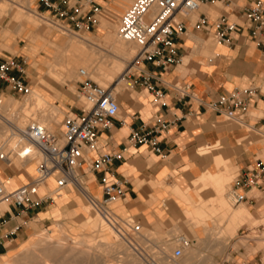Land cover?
<instances>
[{"label":"crops","instance_id":"0c3cea01","mask_svg":"<svg viewBox=\"0 0 264 264\" xmlns=\"http://www.w3.org/2000/svg\"><path fill=\"white\" fill-rule=\"evenodd\" d=\"M53 1L65 6L63 0ZM97 1L100 4L104 2L105 5L104 0ZM111 1L115 2L111 4L115 11L106 12V15L100 20L96 18L97 15L94 16L97 22L91 24V29L94 30L99 21L100 33L81 36L84 44L93 43V40L96 41L95 44H98L99 41L116 44L117 16L128 5L129 0ZM255 1L216 0L201 4V8L196 12L182 17L187 31L175 39L181 61L165 70L154 66L150 61L143 62L148 69H152L156 75L160 76L157 79V86L163 93L162 103L153 102V94L143 86L134 88L125 86L133 89L134 92H128L120 98L117 96L119 111L113 118V124L109 128L98 130L101 149L117 150L123 146L132 126H138L143 122L156 123L158 117L169 122L167 130L162 131L158 136L161 152L149 151L145 144L130 145L125 150L123 159H114L108 165L107 173L113 179L123 180L125 189L124 198L115 202L112 209L120 216L134 218L140 224V229H144V232H141L144 233V239L154 238L152 236L154 234L157 237L170 238L171 235H174L172 234V224L183 230L186 238L191 234L200 235L194 220L191 218L187 220L186 214L193 218L196 213L198 218L208 221L222 219L225 224H228V219L235 207L230 201H226L220 207L213 202L219 197L218 188H221V185L224 186L228 179L230 180L232 167L237 166L241 169L253 163L259 154L264 155V116L257 115V113H264L263 99L256 101L242 118H230L223 113L209 109L204 103L186 100L187 97H181L174 86V84H189L192 92L204 101L216 98L220 92L236 87L264 86V29L258 37H255L252 30L246 26L244 16L245 7ZM262 1L264 2V0ZM108 2L110 1L108 0ZM37 8H43L44 12L48 14L50 12L39 3ZM202 16L208 18L210 26L207 30H198L194 26L197 19ZM221 20L236 24L232 42L216 40L215 35L219 30L218 23ZM6 28L9 27H1L0 30L4 31ZM36 38V36L32 37L34 41ZM27 44L38 43L28 42ZM11 49L18 51L16 42L12 43ZM20 51H24L25 55L27 53L25 50ZM54 52L56 60H51L49 64L45 65L46 68L42 72V76L39 77L38 86H36L48 94L50 100H52L51 92H56L58 95L65 94L56 87L57 85L78 80L73 77L68 80L57 79L51 74L52 70L58 69H56L57 60L63 57L60 55L61 50ZM9 54L11 53L4 55ZM123 88L124 86L120 85V91ZM65 99L66 96L60 99L63 107H65L63 104ZM50 106H53V102ZM69 107L71 110H76L78 105L71 103ZM253 110H256V113L251 118L250 113ZM56 112L59 113V110L56 109ZM90 153L94 155V151ZM1 160V163L12 164L6 159ZM220 161H224L226 166L219 164ZM1 163L0 177L8 190L28 181L35 174L36 165L34 164L20 161L22 166L20 168L13 164L14 168L18 170L17 173H14L6 171ZM100 175L101 171H92L86 174V179L96 192H101ZM211 176L213 180L204 181L205 178ZM196 187H199V190H196ZM54 188L55 178L52 177L48 179L46 186L38 192L45 193ZM209 188L214 190V194L211 197L202 195L201 191ZM75 189H78L85 197H89V187L86 186V180H84L80 187L68 186L61 190L58 198L66 199L69 197V192H76ZM257 189L263 192L262 199L252 195L247 200L251 203L255 202L257 207L255 210L242 203L248 211L254 212L252 219L243 218L242 226H247V228H249L248 225H256L257 216L259 219L261 218V222L264 221V180ZM78 204L79 209L74 211L77 214L81 213V222L87 221L91 217V213L86 209L88 203L79 200ZM116 207L120 210L117 211ZM48 209L51 210V206ZM45 212L47 210L42 208L29 210L28 214H36L34 219H41L46 216ZM0 213V234L8 231L26 217L24 213H19L18 208L7 204H0ZM54 214H59L58 207H55ZM180 215L183 216V221L177 223L176 219ZM192 225L194 227H191ZM240 227L241 225L237 224L231 240L236 239ZM30 228L28 224L20 225L13 233L2 237L0 239V258L13 253L12 245L14 243L24 242L23 247L33 234L40 231L36 229L29 231ZM225 240L227 241L225 246H227L228 240H231L229 238H225ZM231 245L230 247H235L237 242H233Z\"/></svg>","mask_w":264,"mask_h":264},{"label":"built area","instance_id":"2783aa9c","mask_svg":"<svg viewBox=\"0 0 264 264\" xmlns=\"http://www.w3.org/2000/svg\"><path fill=\"white\" fill-rule=\"evenodd\" d=\"M71 1V2H70ZM216 0H132L118 18L117 32L119 37L133 41L137 51L127 67L122 72V78L130 88L143 86L153 94L152 101L162 103V91L157 86L156 75L143 62L150 61L154 66L165 70L181 61V55L175 45V39L183 35L186 25L182 20L189 12L198 10L201 4ZM50 10L52 22L59 24L68 32H89L91 24L96 23L95 15L105 13L104 6L97 0H63L65 6L53 0H37ZM86 15V17H85ZM245 24L258 37L264 29V2L256 0L244 9ZM198 30L209 29V21L202 16L195 22ZM219 30L215 37L220 42H232L235 23H218ZM83 73V70H81ZM24 60L16 55H0V85L1 89L13 94H28L31 91L27 80ZM181 97L186 100H196L204 103L209 109L223 113L230 118H242L254 103L264 100V86L251 85L236 87L222 91L216 98L204 101L190 89L189 84H174ZM76 94L81 100L76 110H70L62 119L59 131H53L44 124L32 120L24 127L25 144L18 152L20 155H39L35 174L26 182L7 190L0 177V201L15 206L25 218L8 231L0 234L7 237L20 225L27 224L36 214H28L29 210H40L54 201L49 192L39 193L38 188L49 175L55 178V189L68 185L77 187L86 180V174L101 171L99 185L101 196L94 197L89 193L91 205L103 214L120 237L135 236L140 232V224L130 216H120L112 209V203L125 196L124 181L113 179L108 173V165L114 159H123L125 150L130 145L145 144L149 151L161 152L159 134L166 131L169 122L158 117L156 123L143 122L132 126L126 136L123 146L117 150H102L98 141V130L109 128L113 118L119 111L117 93L111 85H102L97 81L84 77L77 80ZM264 113L260 114L263 117ZM0 153V158H6ZM94 151V155L90 152ZM264 180V157L241 168L233 177L230 195L235 203L247 201L252 197L253 189L259 188ZM1 214V213H0ZM1 217V215H0ZM4 221V220H3ZM1 242V241H0ZM191 244V239L179 236L171 250V257H180L184 248ZM258 264H264V255Z\"/></svg>","mask_w":264,"mask_h":264},{"label":"rangeland","instance_id":"374dc122","mask_svg":"<svg viewBox=\"0 0 264 264\" xmlns=\"http://www.w3.org/2000/svg\"><path fill=\"white\" fill-rule=\"evenodd\" d=\"M104 1L105 5L104 2L102 5L104 6L105 13L98 14L96 16L98 20L105 16L106 12L115 11L111 7V4L115 3L114 1ZM131 2L132 0H129L128 5H126L122 11L119 12L117 21L121 13L130 5ZM37 5V0H0V29L1 27H9L4 31L0 30V55L11 53L16 55L20 61L24 60V67L27 75L26 77L31 85V91L28 94H13L9 90L1 89L2 85H0V114L5 118L7 117L11 119V121L17 125L18 120H21L23 117H25L27 123H29V121L35 120L44 123L50 130L59 131L62 127L63 117L71 110L69 107L71 103L74 105L80 104L81 100L78 99L76 94L77 81L75 82L74 80H71L57 85L56 87L65 94L58 95L56 92H51L50 97L52 100H50L49 95L42 90H39L40 97L31 96L33 88L38 86L37 81L39 77L42 76V72L46 68L45 65L49 64L51 60H56L54 51L61 50L60 55L63 56L62 58L65 57L64 59H67L68 62L80 60L89 63L91 66L95 67L90 78L102 85L107 86L110 84L116 85L118 79L122 75V72L127 67L132 57L135 55L137 51V45L134 42H125L121 40L118 37L117 28L115 40L117 44H122L124 42L126 50L120 46L113 44L111 45L106 41H99L98 44H94L96 41L93 40V43L84 44L80 38L81 36L98 35V33H100L99 21L98 26L94 30L91 29L89 32H68L59 25L64 23L63 21L59 20L52 22L49 14L44 12L43 8H37ZM101 32L104 33L103 31ZM33 36L37 37L35 41L32 39ZM13 42H16V49H18L17 52L11 49ZM28 42L38 44H27ZM20 50H25L27 52V56L25 55L24 51ZM59 59H61V57ZM59 59L57 60L56 68H59ZM79 66H82V64ZM102 70L111 72V78L109 81H107V83L103 80V78H101V75H97V73ZM59 75L60 76L58 77H61V74ZM53 76L55 77V75ZM58 77L56 76L57 79H69V77ZM74 79H80V77H76ZM120 85H122V87L124 86L122 91H120ZM120 85H117V90H115L118 92L117 96L119 98L128 92H134L133 89L125 87L127 86L125 81H123ZM65 96L66 99L63 102L65 107H63V105H61L62 103L60 99ZM51 101L53 102L52 107L50 106L52 103ZM56 109L59 110V113L56 112ZM33 113L35 114L33 115ZM255 113L256 110L251 111V118ZM260 114L262 113H257V115ZM6 125V122L3 119H0V128L2 130L0 137V153L2 152L5 154L14 148H17L22 141V135H17L16 137V135L13 134L15 130ZM14 140H16V142ZM259 157H264V155L259 154ZM9 158L12 164L8 165L7 163H1V159L0 163L4 166L6 171L14 173H17L18 170L14 168L13 164L20 168L22 167L20 165V161L34 165H36L38 162V158H32L31 160L27 158L22 159L19 156H10ZM219 164H224L226 166L224 161H220ZM239 170L240 169L237 166L231 168L230 180L228 179L223 187L219 188L218 191L216 190L217 193H219V201L213 200V202H217L219 205L218 207H220L226 201H230L235 207L232 213L242 206L246 211L244 212V217H249L252 219L254 212L248 211V209L245 208L242 203H245L249 208L255 210L257 208L255 202L251 203L248 201H243L240 203H235L229 196L233 177L238 173ZM87 185L89 187L90 194L101 196V192L94 191L86 179V186ZM68 186L74 187L71 185ZM68 186L64 188H67ZM75 190L77 193L69 192V197L66 199L61 200L57 197L55 203L53 201L49 205L45 206L44 210H47V212H45L46 216L44 218H31L28 220L27 224L31 227L29 231L36 229L40 230L39 232H58L59 235H62L60 226L63 225L64 230L73 237L79 236L82 233L89 234L92 238V242L94 241L93 244H97L96 242L99 244L103 241L104 245L112 244L113 242L117 244L119 243L117 240L121 239L124 248L121 247L115 249L114 253H112V256L107 255L103 257L100 253H98L96 256L92 255L91 258L93 261H90L89 258L90 262H88V259L86 262L85 259L83 260L82 258H78L75 259L74 264H102V262L103 264L104 262L105 264H141V262L142 264H258L260 258L264 255V221L261 222L256 214V225H248L249 228H247V226H242L244 217L242 218V221L240 219L236 220L232 217V213L228 219V224H225L222 219L208 221L198 218L196 213H194L193 218L185 213L187 220L190 218L191 220H194L195 225L200 231V235L194 236L191 234L189 237H187L191 239L190 247L185 249L181 257L175 258L171 257L170 254L173 246L176 244V238L179 236H186L185 232L179 229L178 226L172 224V234H174L175 237H172L174 235H171V237L168 239L163 238L162 236L157 237L155 234L152 236L156 239L152 237L149 239H144V233L133 236L135 240L131 239V236H127L126 238L119 237L117 236L118 234L114 232L115 230L113 227L108 222L104 221V218L101 216L99 211L93 205L89 204V199L82 195L78 189ZM196 190H199V187H196ZM201 193L205 197H211L214 194V190L209 188L201 191ZM251 194L255 195L261 200L263 192L257 188H254ZM79 200H81V202H87L88 205L91 206L92 214L97 215V219L90 220L87 223V227L85 229H81L79 226L81 225L79 223L81 222L82 218L81 214H77V212L74 211L75 209H79ZM49 206H51V210L48 209ZM55 207L59 208L58 215L54 214ZM116 210L119 211L120 209L116 207ZM176 220L177 223H181L183 221V216H178ZM237 224H240L241 227L238 229L236 239L231 241L228 240L229 245L225 246V243L227 242V239L225 240V238H233ZM102 226L109 227L111 232H102ZM191 227L194 226L192 225ZM140 231L144 232V229L141 228ZM72 241H74V239L70 238L69 242ZM20 242L21 241H18L12 245L13 253H11V255L14 257L23 254L25 250L30 247L29 241L23 247L22 245L24 242ZM233 242H237V246L230 247ZM0 259L2 261L6 259V256ZM50 262L51 261L48 263L50 264ZM52 263L53 262H51V264Z\"/></svg>","mask_w":264,"mask_h":264},{"label":"bare ground","instance_id":"6f19581e","mask_svg":"<svg viewBox=\"0 0 264 264\" xmlns=\"http://www.w3.org/2000/svg\"><path fill=\"white\" fill-rule=\"evenodd\" d=\"M201 6L198 8L200 9ZM197 10L195 11H192V12H196ZM192 12H189L188 14L192 13ZM187 14V15H188ZM112 29V28H111ZM110 29V30H111ZM119 37V35H118ZM121 40L125 41V42H133V41H127V40H124L122 39L121 37H119ZM104 39V38H103ZM108 39V38H107ZM119 40V39H118ZM113 41V40H112ZM120 42V41H119ZM112 43V42H111ZM110 43V44H111ZM121 43V42H120ZM95 44V43H94ZM112 45V44H111ZM113 45H117V46H120L122 48L125 49V44L124 42L122 44H113ZM113 47V46H112ZM114 49V48H113ZM126 50V49H125ZM128 52V51H127ZM75 59V58H74ZM73 59V60H74ZM117 60V59H116ZM82 66H79L81 65ZM118 65V64H117ZM122 66V65H121ZM58 69L55 71V70H52V75H55V78L56 76H60L59 74H61V77H58V78H76V77H80V79L84 78L85 76L86 77H91V74L93 73V70L95 67L91 66L89 63H86V62H83V61H75V62H68L67 59H64V58H61L59 59L58 61ZM114 68V67H113ZM112 68V69H113ZM120 69V68H119ZM81 70H83V73H81ZM95 74V73H94ZM101 75V78H103V80L107 83V81H109V79L111 78V72H108V71H100L99 73H97V75ZM96 75V76H97ZM63 76V77H62ZM65 76V77H64ZM98 77V76H97ZM113 77V76H112ZM121 81H125L122 76L118 79L116 85L121 82ZM126 82V81H125ZM116 85L115 84H112L111 86H113V90L115 91L116 89ZM39 88L35 87L33 88L32 92H31V96L33 97H40V94H39ZM116 92V91H115ZM117 93V92H116ZM28 101V100H27ZM43 104V103H42ZM2 108V107H1ZM44 111V110H43ZM41 112V111H40ZM36 113V112H35ZM33 113V115L35 114ZM39 113V112H38ZM42 115V114H41ZM46 115V114H45ZM28 116V114H27ZM31 117V116H30ZM0 119H3L5 122H6V126H9L11 127L13 130H15V132H13L14 135H22V141L20 142V144L18 145L17 148H14L12 149L11 151V154L9 155H5L6 160L10 161L11 163V160H10V156H13V157H16V156H19L20 158L22 159H29L31 160L32 158L33 159H36L38 158L39 160V155L38 154H35L32 153V155H20L18 152L20 151V149L22 148V146L25 144V139L23 138V133H24V127L26 125V119L25 117H23L21 120H18V125L16 123H13L11 121V119L9 118H5L3 115L0 114ZM14 119V118H13ZM30 122V121H29ZM39 123H42V122H39ZM16 124V125H15ZM44 124V123H42ZM45 125V124H44ZM46 126V125H45ZM47 127V126H46ZM4 128V127H3ZM48 128V127H47ZM6 131V130H5ZM4 131V132H5ZM1 128H0V137H1ZM8 132V131H7ZM9 134V132H8ZM9 136V135H8ZM15 137V136H14ZM15 137V138H16ZM11 138V137H10ZM12 140V139H11ZM18 140V139H16ZM16 140H14L16 142ZM19 142V141H17ZM8 146V145H7ZM12 148V147H11ZM6 149V148H5ZM7 150V149H6ZM92 152V151H91ZM5 154V153H3ZM7 154V153H6ZM33 162V161H32ZM35 171H36V168H35ZM54 178L53 175H49L45 181L43 183L40 184L38 190L40 191V189L44 186H46L47 184V181L49 178ZM221 179V177H219ZM218 178V179H219ZM206 179V178H205ZM204 179L205 182H209L210 180H213V177H209L207 178L206 180ZM217 179V178H216ZM215 179V180H216ZM219 179V180H220ZM223 179V178H222ZM223 181V180H222ZM204 182V183H205ZM224 183V181H223ZM81 184H83V181L81 179ZM222 184V183H220ZM219 185V183H218ZM81 185H78L77 187H80ZM216 186V185H214ZM5 187H6V184H5ZM221 187H223L221 185ZM217 188V186H216ZM256 188V187H255ZM7 189V187H6ZM64 188L62 189H59V190H56L55 188L53 190H48L46 192H49L50 194L53 195L54 197V203L56 202V199L59 195V192L61 190H63ZM219 189V188H218ZM8 190V189H7ZM90 193V192H89ZM94 197H100L98 195H93ZM230 198H231V195L229 194ZM89 199V197H88ZM232 199V198H231ZM119 199L115 200L112 205L115 204V202H117ZM216 200H218L216 198ZM215 201V200H214ZM219 201V200H218ZM233 201V200H232ZM234 202V201H233ZM215 203V202H214ZM217 203V202H216ZM215 203V204H216ZM0 204H7V202L5 200H1L0 201ZM91 204V203H89ZM8 205V204H7ZM217 206L218 203L216 204ZM86 208V207H85ZM96 208V207H95ZM87 211L91 213V217L87 220V221H83L82 223H80L81 225H79L81 227V229H85L87 227V223L88 221L92 220V219H96L97 218V215H94L92 214V210H91V206L88 205L87 206ZM85 209V211H86ZM97 209V208H96ZM98 210V209H97ZM234 211V210H233ZM83 212V210H82ZM87 212V213H88ZM244 212L245 209L244 207H239L234 213H232V217L236 220H241L242 221V218L245 216L244 215ZM86 213V214H87ZM100 213V212H99ZM81 214V213H80ZM101 214V213H100ZM84 216V215H83ZM101 216L104 218V221L108 222L105 217L103 216V214H101ZM87 217V216H86ZM89 217V216H88ZM262 217V216H261ZM261 219V218H260ZM263 220V219H262ZM199 223V222H198ZM110 224V223H109ZM108 225V224H107ZM111 225V224H110ZM112 226V225H111ZM203 226V224H202ZM103 227V226H102ZM111 228V227H110ZM114 229V228H113ZM115 230V229H114ZM60 231L62 232V235H59L58 232L56 233H50V232H37L35 233L29 240V244H30V247H28L25 252L23 254H20L18 256H13L11 254H8L6 256V259L2 260L0 259V264H49L48 262L51 261L53 262L52 264H74L75 262V259H78V258H82L83 260L85 259L86 262H87V259H88V262H90L92 260V255H97L98 253H100L103 257L104 256H107V255H110L112 256V253H114L115 249H118V248H121L123 247V244L121 242V239H118L117 241L119 243L115 244V242H113L112 244H106L104 245V242L102 241V243H99L96 242L97 244H93L92 242V238L90 237L89 234H80L79 236H76V237H73L72 235H70L68 232H66L64 230V226L61 225L60 226ZM102 232H111V230H109V227H106L104 226L102 229H101ZM116 232V230L114 231ZM99 233V232H98ZM139 234H142L141 231ZM113 235V233H112ZM119 236V235H117ZM115 237V235H114ZM120 237V236H119ZM70 238H73L74 241L72 242H69V239ZM131 239H134L135 238L133 236L130 237ZM186 238V237H185ZM217 239V238H216ZM96 240V239H95ZM120 240V241H119ZM231 240V239H230ZM128 241V240H127ZM214 242V241H213ZM130 243V241H129ZM126 245V244H125ZM229 245V244H228ZM232 246V245H231ZM133 247V246H132ZM190 247V245L188 246ZM186 247V248H188ZM124 248V247H123ZM184 248V251L185 249ZM183 251V253H184ZM118 252V251H117ZM183 255V254H182ZM193 255V253H192ZM101 257V258H103ZM181 257V256H180ZM89 258H90V261H89ZM95 258V257H94ZM98 258V257H97ZM175 258H179V257H175ZM187 258V257H186ZM122 259V258H121ZM130 259V258H129ZM93 261V260H92ZM98 261V260H97ZM95 261V262H97ZM106 261V259H105ZM108 261V260H107ZM50 262V264H51ZM85 262V263H86ZM109 262V261H108ZM141 262V261H140ZM78 263V262H76ZM94 263V262H93ZM98 263V262H97ZM82 264V263H81ZM103 264V262H102ZM105 264V262H104ZM113 264V263H112ZM115 264V263H114ZM142 264V262H141Z\"/></svg>","mask_w":264,"mask_h":264}]
</instances>
